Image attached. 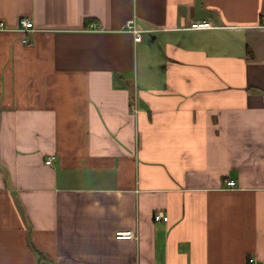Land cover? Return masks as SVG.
Returning a JSON list of instances; mask_svg holds the SVG:
<instances>
[{
  "label": "crops",
  "instance_id": "0c3cea01",
  "mask_svg": "<svg viewBox=\"0 0 264 264\" xmlns=\"http://www.w3.org/2000/svg\"><path fill=\"white\" fill-rule=\"evenodd\" d=\"M0 264H264V0H0Z\"/></svg>",
  "mask_w": 264,
  "mask_h": 264
},
{
  "label": "built area",
  "instance_id": "2783aa9c",
  "mask_svg": "<svg viewBox=\"0 0 264 264\" xmlns=\"http://www.w3.org/2000/svg\"><path fill=\"white\" fill-rule=\"evenodd\" d=\"M20 28L22 31H29L30 29H32V23L27 19H23L20 21ZM127 28H128V31L133 35L135 42L142 41V31L137 29L133 21H129L127 23ZM191 28L192 29H206V28H210V24L208 23L193 24ZM131 111L133 112V114L137 112L135 102L131 104ZM51 161H52V158H48L45 164L50 165ZM226 185L228 188L235 187V183L232 181L227 182ZM153 219H154V222H163L166 220V217L160 212H158L154 214ZM132 238H133V234L131 232H117L115 234L116 240H130ZM250 262H252V260H250Z\"/></svg>",
  "mask_w": 264,
  "mask_h": 264
},
{
  "label": "trees",
  "instance_id": "16d2710c",
  "mask_svg": "<svg viewBox=\"0 0 264 264\" xmlns=\"http://www.w3.org/2000/svg\"><path fill=\"white\" fill-rule=\"evenodd\" d=\"M90 22V20H86L85 22V26H87V24Z\"/></svg>",
  "mask_w": 264,
  "mask_h": 264
},
{
  "label": "rangeland",
  "instance_id": "374dc122",
  "mask_svg": "<svg viewBox=\"0 0 264 264\" xmlns=\"http://www.w3.org/2000/svg\"><path fill=\"white\" fill-rule=\"evenodd\" d=\"M148 40H149V38H148Z\"/></svg>",
  "mask_w": 264,
  "mask_h": 264
}]
</instances>
